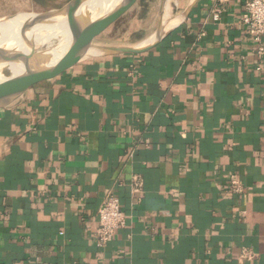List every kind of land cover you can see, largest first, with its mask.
Listing matches in <instances>:
<instances>
[{"label": "crops", "instance_id": "1", "mask_svg": "<svg viewBox=\"0 0 264 264\" xmlns=\"http://www.w3.org/2000/svg\"><path fill=\"white\" fill-rule=\"evenodd\" d=\"M191 1L152 49L86 59L0 108V264H264V55L244 0L216 21V0L182 18ZM109 191L126 224L100 246Z\"/></svg>", "mask_w": 264, "mask_h": 264}, {"label": "water", "instance_id": "2", "mask_svg": "<svg viewBox=\"0 0 264 264\" xmlns=\"http://www.w3.org/2000/svg\"><path fill=\"white\" fill-rule=\"evenodd\" d=\"M85 1L68 0L57 8L39 12H24L28 16L21 25V32L24 37L23 46L7 47L0 44V65L18 64L22 67L21 71L17 73H13L8 69L0 71V108L12 104L32 86L54 78L86 59L144 53L155 47L169 32L174 23L171 22V17H164L169 0H160L157 11V26L147 42L141 44H103L97 42L98 36L122 16L136 0H120L105 14L94 19L87 18L81 21L78 15ZM196 1H191L184 10L182 18L187 16ZM15 15L2 17L0 20ZM64 20L72 29V36L69 41L64 44L59 43L45 50H41L33 44V38L29 35V32L34 26ZM169 23H171L170 26Z\"/></svg>", "mask_w": 264, "mask_h": 264}, {"label": "rangeland", "instance_id": "3", "mask_svg": "<svg viewBox=\"0 0 264 264\" xmlns=\"http://www.w3.org/2000/svg\"><path fill=\"white\" fill-rule=\"evenodd\" d=\"M66 1L68 0H0V18L24 12H39L57 8ZM187 1L177 0V5L172 4L171 8L169 1L168 8L171 12H175ZM159 4L160 0H136L122 16L98 36L97 42L127 44L145 38L156 29ZM49 42L52 44L51 47H54L60 41L58 38H50ZM40 49L45 50L46 48L43 46Z\"/></svg>", "mask_w": 264, "mask_h": 264}, {"label": "built area", "instance_id": "4", "mask_svg": "<svg viewBox=\"0 0 264 264\" xmlns=\"http://www.w3.org/2000/svg\"><path fill=\"white\" fill-rule=\"evenodd\" d=\"M217 5L212 9L213 20L219 19L222 5L225 0H216ZM241 23L246 27L252 41L256 45V53L259 58L264 55V0H244ZM205 33L200 31L197 38L200 39ZM259 69V67H257ZM141 179L134 175L131 179V188L134 193L141 190ZM242 185L238 178L231 175L229 179L228 191L241 192ZM126 224V214L122 205L113 193L110 191L104 195V198L97 209V222L94 231V237L97 245H105L116 234V232ZM242 257H248L249 251H244Z\"/></svg>", "mask_w": 264, "mask_h": 264}, {"label": "bare ground", "instance_id": "5", "mask_svg": "<svg viewBox=\"0 0 264 264\" xmlns=\"http://www.w3.org/2000/svg\"><path fill=\"white\" fill-rule=\"evenodd\" d=\"M171 2V0H169ZM120 0H86L80 9L79 20L84 21L87 18L94 19L100 15L105 14ZM169 15V8L165 10L164 17ZM28 15L25 13L15 15L8 19L0 20V44L7 47H22L23 34L21 32V25ZM171 23H169V26ZM72 29L66 20L61 22H48L47 24H38L34 26L29 35L33 38V44L38 48H51L52 44L49 42L50 38H58L60 44H64L70 40ZM5 67V68H4ZM8 69L13 73L21 71L22 67L16 64H1L0 71Z\"/></svg>", "mask_w": 264, "mask_h": 264}]
</instances>
